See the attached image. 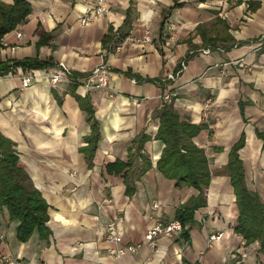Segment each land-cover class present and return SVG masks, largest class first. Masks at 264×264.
Wrapping results in <instances>:
<instances>
[{"label":"crops","instance_id":"obj_1","mask_svg":"<svg viewBox=\"0 0 264 264\" xmlns=\"http://www.w3.org/2000/svg\"><path fill=\"white\" fill-rule=\"evenodd\" d=\"M29 1L32 11L16 27L23 38L16 28L2 37L0 64L46 65L0 73V134L14 143L18 165L49 206V233L35 230L20 241L18 222L0 206V264H264V239L248 242L235 230L228 170L241 144L245 183L264 203V0H107L108 12L85 26L96 0ZM147 32L152 41L143 40ZM60 62L71 69L69 81L23 86L22 74L42 75ZM103 63L110 88L84 86ZM166 106L180 121L203 126L191 140L211 173L201 206L197 188L159 167ZM182 207H195L188 235L162 236L157 250L108 253V222L135 243Z\"/></svg>","mask_w":264,"mask_h":264},{"label":"trees","instance_id":"obj_2","mask_svg":"<svg viewBox=\"0 0 264 264\" xmlns=\"http://www.w3.org/2000/svg\"><path fill=\"white\" fill-rule=\"evenodd\" d=\"M31 11L32 4L29 0H13L12 3L0 1V39L25 22ZM49 37L50 34L45 35L44 38ZM124 38L120 37L119 42ZM44 65L46 62L37 59L13 61L10 64L1 63L0 73H7L16 66L33 68ZM160 117L158 137L166 143V147L159 161V167L166 175L176 179L179 185L185 183L197 188L201 197L198 206H201L204 204L202 196L210 183L211 173L204 149L193 144L191 140L203 126L180 121L178 114L168 106L160 113ZM240 145L234 147L228 164L239 210L235 230L248 242H252L264 239V203L245 183L244 168L237 153ZM0 206L8 209L10 220L18 222L16 231L20 241H27L35 230H38L41 237H47L49 206L33 185L27 172L18 165L14 143L1 134ZM195 207H182L178 211L177 219L182 222L183 235H188L186 226L193 218Z\"/></svg>","mask_w":264,"mask_h":264},{"label":"built area","instance_id":"obj_3","mask_svg":"<svg viewBox=\"0 0 264 264\" xmlns=\"http://www.w3.org/2000/svg\"><path fill=\"white\" fill-rule=\"evenodd\" d=\"M108 12L107 0H96V4L93 8L88 9L85 15L81 19V23L85 26L90 24L97 16H100ZM15 34L18 39L23 38V32L20 28L15 29ZM144 41H152L150 34L147 32L143 38ZM3 40L0 39V45ZM208 52V51H205ZM185 62L182 63V70L185 68ZM71 69L63 62H60L53 66L52 71H47L44 74L30 71L27 74L20 76L23 86H30L37 82L40 78L47 79L52 85L69 81L71 78ZM110 71L106 64H100L96 66L85 78L83 83L87 88H110ZM175 75H171V79H175ZM115 93L111 92L110 96H114ZM173 94L164 93L162 99L166 103L172 102ZM159 204L154 203V207ZM183 229L182 222L179 219L170 221H158L151 226L143 235V238L135 243H125L123 237L118 233L116 223L111 221L105 225V240L111 244L108 247V253L111 256L122 257L127 254H136L143 246L147 245L153 250H157V240L162 236L172 235L181 232ZM224 235L223 231L216 232L210 235L209 242L212 243L216 240H220ZM217 264H225V262H218Z\"/></svg>","mask_w":264,"mask_h":264}]
</instances>
